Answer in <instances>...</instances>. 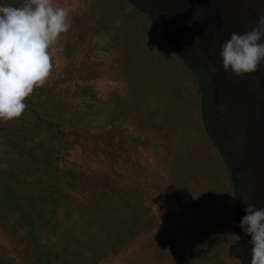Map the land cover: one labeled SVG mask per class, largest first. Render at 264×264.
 Returning a JSON list of instances; mask_svg holds the SVG:
<instances>
[{"label":"rangeland","instance_id":"obj_1","mask_svg":"<svg viewBox=\"0 0 264 264\" xmlns=\"http://www.w3.org/2000/svg\"><path fill=\"white\" fill-rule=\"evenodd\" d=\"M86 1L57 0L72 27L51 74L19 119L0 121V264H242L238 186L196 74L128 0ZM188 1L196 25L216 30L219 61L264 15V0Z\"/></svg>","mask_w":264,"mask_h":264},{"label":"trees","instance_id":"obj_2","mask_svg":"<svg viewBox=\"0 0 264 264\" xmlns=\"http://www.w3.org/2000/svg\"><path fill=\"white\" fill-rule=\"evenodd\" d=\"M128 1L150 16L171 41L178 56L197 76L204 95L202 117L207 134L226 162L232 183L238 186L236 208L239 223L247 204L264 207V189L261 187H264V175H257L255 162L251 159L252 154L258 151L260 162L256 168L264 171V62L249 76L235 77L231 72L226 73L221 61L213 57L210 50L213 49L210 39L216 30L211 33L204 26L196 25L197 14L191 10L192 2ZM222 17V20L227 18V10ZM250 77L257 82L256 90L247 84ZM240 179L251 184L249 190L244 187L248 190L245 201L240 198ZM238 230L239 257L242 264H249L251 237L246 236L240 227Z\"/></svg>","mask_w":264,"mask_h":264},{"label":"clouds","instance_id":"obj_3","mask_svg":"<svg viewBox=\"0 0 264 264\" xmlns=\"http://www.w3.org/2000/svg\"><path fill=\"white\" fill-rule=\"evenodd\" d=\"M71 27L70 10L57 0L0 3V121L22 116L26 99L51 74V49ZM219 56L223 71L235 77L256 72L264 62V15L250 30L233 32ZM244 213L239 227L251 237L249 264H264V207L247 204Z\"/></svg>","mask_w":264,"mask_h":264},{"label":"crops","instance_id":"obj_4","mask_svg":"<svg viewBox=\"0 0 264 264\" xmlns=\"http://www.w3.org/2000/svg\"><path fill=\"white\" fill-rule=\"evenodd\" d=\"M89 0H87L86 2H88ZM90 2V1H89ZM85 5V1L82 2L81 6H84Z\"/></svg>","mask_w":264,"mask_h":264}]
</instances>
